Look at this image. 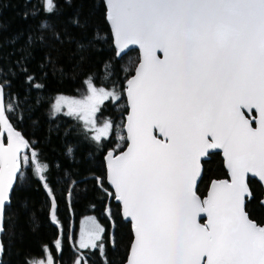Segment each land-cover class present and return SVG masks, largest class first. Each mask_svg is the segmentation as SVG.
<instances>
[{"label":"snow or ice","instance_id":"1","mask_svg":"<svg viewBox=\"0 0 264 264\" xmlns=\"http://www.w3.org/2000/svg\"><path fill=\"white\" fill-rule=\"evenodd\" d=\"M108 7L119 44L143 52L127 82L131 143L109 155V179L135 222L126 264H264V227L245 212L247 174L264 184V0H108ZM54 8L45 0V11ZM88 86L84 100L60 97L56 108L65 103L95 127L110 94ZM245 108L259 113L256 127ZM5 112L0 88V125L13 137L7 148L0 145V220L24 145ZM109 127L96 128L95 140ZM215 148L224 151L231 182L213 181L201 202L193 190L200 158ZM200 213L207 214L204 225ZM99 231L82 237L80 247L103 250Z\"/></svg>","mask_w":264,"mask_h":264},{"label":"trees","instance_id":"2","mask_svg":"<svg viewBox=\"0 0 264 264\" xmlns=\"http://www.w3.org/2000/svg\"><path fill=\"white\" fill-rule=\"evenodd\" d=\"M52 1L55 8L47 12L44 0H0L5 116L26 140L28 156L26 164L20 158L4 211L0 264H39L48 250L54 264H72L80 253L88 264H124L132 226L105 180V156L126 145L124 90L138 52L120 55L115 49L103 0ZM88 82L113 92L98 112L110 123L109 135L100 142L76 118L50 113L54 96H77ZM202 166L196 192L203 197L210 182L225 178L226 171L218 152ZM249 185L245 209L264 226L262 188L254 179ZM85 215L103 226V250L73 247Z\"/></svg>","mask_w":264,"mask_h":264},{"label":"water","instance_id":"3","mask_svg":"<svg viewBox=\"0 0 264 264\" xmlns=\"http://www.w3.org/2000/svg\"><path fill=\"white\" fill-rule=\"evenodd\" d=\"M104 3H105V6H106V9H107V13H108V24H109V28H110V32H111V35H112V39H113V45L115 47V49L118 51V53L120 55H122L123 53L129 51V50H136L138 52V62L135 66V69H134V72L133 74L129 77L128 80L132 79L133 77H135L136 75V71L139 67V64L141 63L142 59H143V52L140 48V46L138 44H129L125 47H122L119 42L117 41L116 39V36H115V29L113 28L112 26V23H111V20H110V10H109V7H108V0H103ZM157 56L158 58L160 59H163L164 58V55L162 52L158 51L157 52ZM128 82V81H127ZM0 88H2V93H3V100H4V88L3 86L0 84ZM124 98H125V101H126V106H127V114L125 116V121H124V124H123V132H124V136H125V140H126V145L125 147L117 154H111V153H107L106 156H105V170H106V174H105V180L108 184V186L110 187L111 191L113 192V194L115 195L116 197V201H118L120 203V208H121V215L124 219L128 220L130 223H131V232H132V239H131V242H130V245H129V249H128V253H127V257H126V260L124 262V264H126L127 260L129 259L130 257V252H131V247L135 241V222L132 221L131 217H128L124 214V206H123V201L119 200L118 199V193L116 192L115 190V186L111 183L110 179H109V155L111 154L112 156H117V155H121L123 152L127 151L131 141L128 139V130H127V123H128V116L131 114V102H130V99H129V96H128V93H127V85H126V88L124 90ZM244 113H245V118L246 119H250V120H254L252 126L253 127H256L258 125V120H259V113L255 110V109H243L242 110ZM12 130L13 132L15 133H19V131H17L14 127H12ZM153 134L156 135V138L157 139H160V140H163L164 137L162 134L159 133V131L157 129H153ZM19 136L20 138L24 141V145L20 146L18 152L16 153V156H17V161H18V158H19V155L26 150V146H27V142L26 140L24 139V137L19 133ZM12 139L13 137H11L9 135V132H8V129L3 126V125H0V145H3L4 148H7L9 143L12 142ZM211 138L209 137V140ZM214 152H218L220 153L221 155V158L223 160V165H224V168H225V171H226V178H221V179H218V180H213V181H228V182H231V173H230V169L227 167V163H226V157L224 155V151L222 148H215V149H208L207 150V153L205 156L201 157L200 158V175L196 178V182L193 186V190L196 194V196L200 199L201 202H203L205 199L208 198V195H209V192L211 191V185L213 183V181L210 182L208 188H207V191L205 193V196H200L197 192H196V188L200 182V179L202 177V171H203V166H202V162L204 160L207 159L208 155L211 154V153H214ZM16 173H17V170H16ZM16 177V174L13 178V181ZM250 179H254L255 181H257L261 188H262V195H261V200H260V203L261 205L264 207V203H262V201H264V184H262L258 177L254 176L253 174L249 173L247 174V183L249 185V180ZM249 188H250V185H249ZM11 191H12V188L9 190V195H10V198H11ZM251 191V189H250ZM247 197L245 199V205H246V201H247ZM10 203V201H6L5 204L6 206ZM6 208V207H5ZM245 212L246 214L248 215L246 209H245ZM249 219L251 221H253L254 223L257 224L256 221L252 220L250 218V216L248 215ZM198 219V222L201 224V225H204L207 223V220H208V217H207V214L206 213H200L199 216L197 217ZM3 221H4V215H3V218L2 220H0V224L3 225ZM257 226H259L257 224ZM259 227H262V226H259ZM2 231H0V234H1ZM0 257H1V246H0Z\"/></svg>","mask_w":264,"mask_h":264},{"label":"rangeland","instance_id":"4","mask_svg":"<svg viewBox=\"0 0 264 264\" xmlns=\"http://www.w3.org/2000/svg\"><path fill=\"white\" fill-rule=\"evenodd\" d=\"M53 3V1H52ZM44 5H45V0H44ZM92 84V83H91ZM93 85V84H92ZM94 87H96L97 89H101L102 87H98V86H95L93 85ZM106 92H108L110 95L108 96V98L106 100L109 99V97H113V92L111 90H107L105 88H103ZM90 94L89 92V86H88V83L86 84L85 88L81 91V93L77 96L75 95H62V94H58L56 96H54L52 102H51V105H50V113L51 115H57V114H64V115H67V116H71V117H74L76 118L81 126L87 130L89 136L95 141V142H100L103 138H106L109 133H110V127L108 129V132H107V135L105 136H102L101 139L99 141L95 140V136H96V128H99V127H102L104 125V123H109V122H106L102 119H100L98 117V112L100 110V107L101 105L103 104L104 100L99 106H98V111L95 113L93 119H95L96 123H95V127H93V125L91 123H89L88 121H86L85 119H82L81 118V114L79 112H73V113H70L69 112V107L67 104L65 103H61L59 105V110H57L56 108V104H57V100L60 98V97H65V98H68V99H74V100H84L88 95ZM110 124V123H109ZM109 153L113 154L112 151H110ZM20 158H22V162L24 164H26L27 162V154L25 153V151H23L20 155H19V158H18V164H19V161H20ZM20 168V164H19V167L17 168V171L18 169ZM17 174V173H16ZM98 226V227H97ZM99 229H103V231H99ZM92 231H99V235L101 237V241L103 239V232H104V228L103 226L96 220V218L93 216V215H85L83 216L80 221H79V224H78V227L76 229V232H75V236L73 238V241H72V244H73V247L75 249H77L79 252L81 250H86V249H92L91 246L87 247V248H81L80 247V242H81V238L82 237H86V235L89 233V232H92ZM101 241H97V243H100ZM80 258L84 261V264H88L87 263V260L85 258L82 257V254L80 253V255H78L75 260L72 262V264H76V261L77 259ZM39 264H54V260H53V257L51 256V253L49 252V250L47 251V253L45 254V257L42 258L41 260H39Z\"/></svg>","mask_w":264,"mask_h":264},{"label":"flooded vegetation","instance_id":"5","mask_svg":"<svg viewBox=\"0 0 264 264\" xmlns=\"http://www.w3.org/2000/svg\"><path fill=\"white\" fill-rule=\"evenodd\" d=\"M226 177H227V176H226ZM226 177H225V178H226ZM204 196H205V195H204ZM259 226H260V225H259ZM262 227H264V226H262Z\"/></svg>","mask_w":264,"mask_h":264}]
</instances>
